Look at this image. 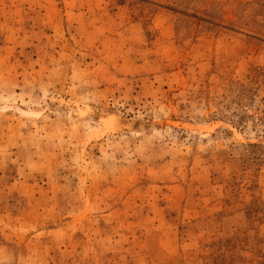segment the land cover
<instances>
[{
  "label": "rangeland",
  "instance_id": "obj_1",
  "mask_svg": "<svg viewBox=\"0 0 264 264\" xmlns=\"http://www.w3.org/2000/svg\"><path fill=\"white\" fill-rule=\"evenodd\" d=\"M0 264H264V0H0Z\"/></svg>",
  "mask_w": 264,
  "mask_h": 264
}]
</instances>
